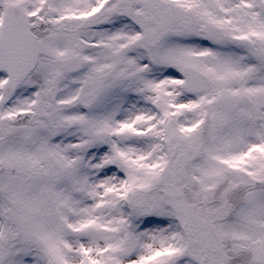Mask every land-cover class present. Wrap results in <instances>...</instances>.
Wrapping results in <instances>:
<instances>
[{
  "label": "snow or ice",
  "instance_id": "snow-or-ice-1",
  "mask_svg": "<svg viewBox=\"0 0 264 264\" xmlns=\"http://www.w3.org/2000/svg\"><path fill=\"white\" fill-rule=\"evenodd\" d=\"M0 264H264V0H0Z\"/></svg>",
  "mask_w": 264,
  "mask_h": 264
}]
</instances>
